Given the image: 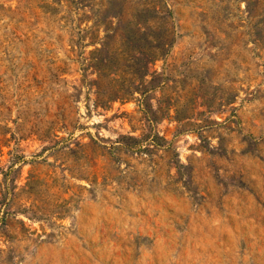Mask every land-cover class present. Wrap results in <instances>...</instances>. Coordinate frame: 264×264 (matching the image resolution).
I'll return each instance as SVG.
<instances>
[{"label": "rangeland", "instance_id": "obj_1", "mask_svg": "<svg viewBox=\"0 0 264 264\" xmlns=\"http://www.w3.org/2000/svg\"><path fill=\"white\" fill-rule=\"evenodd\" d=\"M0 264H264V0H0Z\"/></svg>", "mask_w": 264, "mask_h": 264}, {"label": "trees", "instance_id": "obj_2", "mask_svg": "<svg viewBox=\"0 0 264 264\" xmlns=\"http://www.w3.org/2000/svg\"><path fill=\"white\" fill-rule=\"evenodd\" d=\"M169 15H171L170 13H169ZM166 46H168V45H166ZM169 46H170V44H169ZM168 46V47H169ZM162 51L164 52V49H162ZM161 51V52H162ZM153 53V55H154V57H152V59H155V58H158L160 55H158L157 53H154V51H152ZM124 139H132V140H136V139H134L133 137H123Z\"/></svg>", "mask_w": 264, "mask_h": 264}]
</instances>
